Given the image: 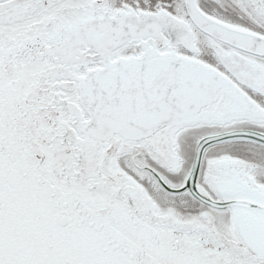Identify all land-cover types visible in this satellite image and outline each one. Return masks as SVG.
<instances>
[{"label": "snow or ice", "instance_id": "snow-or-ice-1", "mask_svg": "<svg viewBox=\"0 0 264 264\" xmlns=\"http://www.w3.org/2000/svg\"><path fill=\"white\" fill-rule=\"evenodd\" d=\"M0 264H264V0H0Z\"/></svg>", "mask_w": 264, "mask_h": 264}]
</instances>
